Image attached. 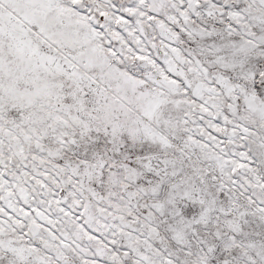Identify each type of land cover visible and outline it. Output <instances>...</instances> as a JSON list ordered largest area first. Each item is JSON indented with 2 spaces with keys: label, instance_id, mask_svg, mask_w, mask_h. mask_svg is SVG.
Segmentation results:
<instances>
[{
  "label": "snow or ice",
  "instance_id": "1",
  "mask_svg": "<svg viewBox=\"0 0 264 264\" xmlns=\"http://www.w3.org/2000/svg\"><path fill=\"white\" fill-rule=\"evenodd\" d=\"M0 264H264V0H0Z\"/></svg>",
  "mask_w": 264,
  "mask_h": 264
}]
</instances>
